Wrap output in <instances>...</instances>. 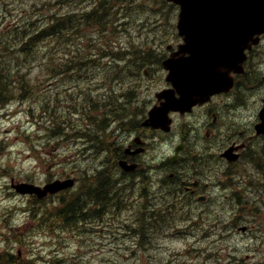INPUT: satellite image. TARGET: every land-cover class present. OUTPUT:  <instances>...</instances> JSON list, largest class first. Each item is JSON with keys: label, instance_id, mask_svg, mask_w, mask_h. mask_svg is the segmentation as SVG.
<instances>
[{"label": "rangeland", "instance_id": "374dc122", "mask_svg": "<svg viewBox=\"0 0 264 264\" xmlns=\"http://www.w3.org/2000/svg\"><path fill=\"white\" fill-rule=\"evenodd\" d=\"M84 1L70 0L76 5L83 4ZM134 1L136 4L128 8L127 17L133 12L137 15L147 12L150 13V16L138 26V36L141 37L140 45H133L128 50L144 48L146 51H150L153 46H156L163 52L165 47L173 42L172 21L170 23L173 10L163 4L162 0ZM55 2L65 4L66 0H55ZM36 11H40V9ZM22 18L25 17L21 16L19 19H15L11 14L0 17V33L9 32V26L20 22ZM129 27H135L134 19H126V25L120 27V32L113 36L102 35L94 28L88 30L87 40L81 44L79 57L93 60L91 63L93 67H89L88 72H79L77 80L69 82L67 85L61 83L59 90H57L58 95L55 96V102L51 105L53 107L52 112L61 111L64 106L65 113L71 115L77 109V118L67 124V126L77 125V137H74L69 130L65 131L66 128H63V119L60 116H53L54 121L59 119L57 122L59 126L50 123L52 117H46L42 120L38 116L34 118L35 109L25 105L24 101L11 114L15 115L18 111H26L28 121L25 123L42 122L40 127L44 128L45 135L49 140L55 141L52 145L53 152L58 147L74 148L77 143H80L86 145L79 150L80 156L94 160L106 147L111 148L115 141L112 139L111 133L106 134L105 130L109 127L110 119H112V111H117L125 117L140 111L134 105L139 88L136 80L152 81L154 82L152 84L154 89L155 82L161 81L159 75L152 72L153 69L149 72L150 76H146V78H142V72H138L135 77L128 80H112L106 76L112 72L108 70V62L105 61V58L111 57L107 56V52H102V46L114 45V41L121 33H128ZM111 30H113L112 27ZM93 33L98 34L95 41L92 39ZM121 43H128V41H121ZM256 58L264 59V43L254 51L252 60ZM147 65H151V63H147ZM35 72L36 70L30 74L35 76ZM97 77H101V79H97ZM73 85H77V97L74 96L67 104L66 93L74 90ZM124 91L126 93L130 91L131 94L123 100H120L119 96H115H122ZM157 91L155 90L154 94ZM84 97H89L93 104L85 102ZM97 102L98 104H96ZM44 111L45 109L41 113ZM4 115L7 116L8 114ZM95 120L97 122L102 121L100 129L95 124ZM4 131H10V129ZM60 131L63 133L56 134ZM2 139L3 137L0 136V140ZM92 147L94 148L93 151ZM44 151L46 154L49 152L47 148ZM3 163L4 161L0 157V171L3 170ZM62 163L71 164L72 169L68 173H62L60 178L56 180L74 179L75 186L73 189L77 190V194L83 192L84 182H90V176L86 172L83 175L79 174L77 165L71 156H65ZM203 163L205 164L204 161ZM141 170H143L142 167ZM142 173L144 175V172ZM51 175H56V173L53 172ZM108 176L111 177L109 174ZM123 177L121 175L118 181L126 187L118 186L113 191L116 192L118 188V192L123 193V199L119 200L121 196L117 197L116 200H113V197L110 198V201L106 203L108 206L105 209L106 215L101 218L93 217L94 212L89 211L88 214L84 215L82 221L73 227L62 228L61 221L55 219L53 215L56 209L61 206V201H67L75 194V191L71 189L58 196L48 198L42 206L33 203L31 216L23 231H9L5 234L4 228L7 221L0 219V238L8 242H17L16 251L12 253L19 254L17 257L19 264H31V261L26 260H32L34 264H37V261L40 264H248L252 259L247 255H234V253L239 252V248L228 242L235 241L237 236H240L241 240L249 237L257 238L256 231L262 226L261 221L248 219L250 216L260 213V208H252L248 202L254 198L255 191L247 199L241 192L237 191L238 196H233L232 200V198H223L225 193L220 192V190L219 192L215 190L212 192V188H210L212 194L207 200L206 206L203 207L202 204L197 203L192 208L182 204L180 200L177 201V198L173 199L172 196H167L173 189V185L165 176H162L158 181L160 187L155 192L151 191L150 178L147 176L143 182L142 178L139 180L134 177L133 180L126 177L129 179L128 184L122 181ZM212 186L216 187L217 184ZM55 200H59V204L50 203ZM232 206L233 211L231 210ZM167 208H171L174 214H168L171 218H168L165 227L158 228L155 226L154 229H149V226L142 234L136 231L138 228L136 221L143 225L160 210ZM44 210L47 211V219L41 221L42 217L37 216V212ZM111 212L113 214L107 215ZM2 217L3 209L0 208V218ZM213 223L215 228L211 231ZM242 226L248 228L246 234L238 230ZM33 236H47L48 239L41 242L30 238ZM141 240L142 243H140ZM73 244L76 245L74 249ZM3 250L6 249L0 247V251ZM32 255L35 256L34 259L30 258Z\"/></svg>", "mask_w": 264, "mask_h": 264}, {"label": "clouds", "instance_id": "9594fccd", "mask_svg": "<svg viewBox=\"0 0 264 264\" xmlns=\"http://www.w3.org/2000/svg\"><path fill=\"white\" fill-rule=\"evenodd\" d=\"M94 6L95 4L91 0H85V3L79 6L71 2L57 4L55 0H0V17L11 14L15 19L23 16L27 19L40 20L46 24L49 22V17L64 19L79 16L90 12ZM37 9L40 11H36ZM149 16L150 13L147 12L140 15L133 12L130 16L124 17L127 20L134 19L135 27H129L128 33H121L114 41L116 51H126L133 45H140L141 37L138 36V26L143 24ZM97 36V33L92 34L93 41L97 39ZM251 40L242 49L241 60L238 64L239 70L221 69L222 72H227L230 81V73L241 71L244 50L249 46ZM121 41H128V43H121ZM19 47L20 44L16 42L14 33H0V68L10 72L13 78L18 73L28 70L15 63L14 58L18 54L16 49ZM5 49L7 50L5 51ZM184 56L187 58L189 54L185 53ZM111 60L112 58H105L106 62ZM114 62L121 63L118 60ZM123 63H126V60ZM97 79H101V77H97ZM247 79L252 86L242 85L235 94L229 91L231 85L226 90L216 91L226 94L229 105L226 114L221 117L224 121L222 128L218 131L214 143L208 144L203 139L195 141L191 153L198 159L207 162L206 166L201 169L203 172L201 179L204 184L215 185L218 180L231 179L232 184L226 189L225 194L236 190L240 191L245 199L255 191L254 198L248 202L250 207L260 208V213L254 214L248 219L261 221L262 226L256 231L257 238L249 237L241 240L240 236H237L235 241L228 243L239 248V252L234 255H247L252 258L248 264H264V131L260 130L264 128V118L261 117V114L264 113V59L256 58L252 61ZM136 83L139 88L134 105L140 111L127 117L120 116L111 119L105 133H111L115 143L111 148L106 147L102 150L94 160L80 156L79 150L86 147L80 143H77L74 148L66 149L61 146L53 152L52 145L55 141L49 140L45 135L44 128L40 127L42 122L25 123L28 121L26 111H18L15 115L11 114L15 108L20 107L21 101L13 100L0 107V136L3 137L0 140V157L4 161L3 170L0 171V208L3 209V217L0 219L7 221L4 228L5 234L9 231H23L31 216L34 190L25 187L26 185L43 190L51 181L59 179L62 173L71 171V164L62 163L65 156L72 157L73 162L77 165V171L81 175L86 172L88 176H95L99 171L108 169V174L112 179L118 181L123 168L119 164H113V160L116 158L115 150L123 152L138 145L143 150H138L136 155L144 175L150 178L151 191L155 192L160 187L158 181L163 176V169L160 166L175 156L180 150V146L186 143L184 126L180 125L179 121H176L177 131H169V125L173 123L169 119V113L182 111L186 108L190 110L191 105L203 103L214 92L209 93L203 100L187 106L180 103L182 101L180 92L181 98L179 100L172 99L174 103H170L169 97L166 95L159 97L161 101L166 100L167 103L152 112V121L149 123L153 129H163V131L143 137L144 144L140 145V140L137 139L140 135L139 126L136 123L137 117L140 112L153 106L156 100L154 91L162 88L164 83L162 80L155 82V89L152 87L154 83L152 81L145 82L137 79ZM23 103L31 106L37 112L40 111L39 102L33 104L31 101H24ZM208 118V112L205 111L195 127L199 128L205 124ZM8 129L10 131H4ZM235 144H244L245 147L243 155L239 157L240 167L232 170L230 162L237 160V157L233 156L228 149ZM45 148L49 150L47 154L44 151ZM224 153L227 154L223 155ZM208 166H211V171ZM53 172L56 175H51ZM73 190L75 191V189ZM215 191L219 192V188L217 187ZM44 195L46 196L47 193ZM50 203L59 204V200ZM30 238L41 242L48 239L47 236ZM0 247L15 252L17 242H8L0 238ZM75 247L76 245L73 244V249ZM30 258L34 259L35 256L32 255ZM37 264L40 262L37 261Z\"/></svg>", "mask_w": 264, "mask_h": 264}, {"label": "water", "instance_id": "95a60500", "mask_svg": "<svg viewBox=\"0 0 264 264\" xmlns=\"http://www.w3.org/2000/svg\"><path fill=\"white\" fill-rule=\"evenodd\" d=\"M167 1L180 7L177 30L184 44L164 62L165 69L169 70L166 80L171 82L173 89L161 92L157 98L166 95L170 103H174L172 99L179 100L182 97L180 103L187 106L203 100L209 93L214 92L211 94L213 95L218 93L216 91L232 86L231 76L230 81L227 72H222L221 69L239 70L243 47L247 46V42L252 38L245 49L250 50L252 45L257 44L258 36L264 33V0ZM185 53L189 54L187 58ZM164 103L167 101L161 102L159 107H154L149 112L145 125H150L152 112L163 107ZM188 110L186 108L179 112ZM261 117L264 118V113ZM260 130L264 131V128ZM73 183V180L55 181L43 190L32 185L25 187L32 188L38 198H43L45 193L54 194L72 187Z\"/></svg>", "mask_w": 264, "mask_h": 264}, {"label": "trees", "instance_id": "16d2710c", "mask_svg": "<svg viewBox=\"0 0 264 264\" xmlns=\"http://www.w3.org/2000/svg\"><path fill=\"white\" fill-rule=\"evenodd\" d=\"M125 1L130 0H96L92 2L95 4L92 10L90 12L83 13L82 15L64 19H57L54 16L49 17V22H47L46 24L44 22H41L40 27H38V22L35 21L32 24L31 29L20 27V20V22L14 23V25L11 24L9 26V30H11L10 33L15 34V40L20 44L19 48H21L22 50H29L33 47L34 49H36L39 44H42L44 46L46 45L42 50V54L46 55L45 59H42L44 63L42 64L41 69H43L44 71L45 68L49 66L47 67L49 78H53L54 80L57 79L60 81L65 80L73 82L77 80V75L79 72H88L90 69L89 67H93V64L91 65L93 60L79 57L81 52L80 49L82 48L81 44L84 40H87L84 33L92 28H96L100 30L101 33H104L107 31V28L108 26H110V24L115 29L116 26L114 25L113 21L115 20V11H118L117 9L119 4L121 2L125 3ZM69 2L70 0H66V3ZM78 35L83 36H80V38H78ZM35 53L37 52H35L34 50V54ZM124 54V52L119 51L110 52L113 63L111 64L112 74L106 75L109 79L123 80V76L121 74L123 70L127 73L131 72L132 70L139 71V69L145 67L146 63L150 60L152 63L156 62V59L151 51L142 54L135 52L133 55V57H135V61L128 65H125L124 63L114 62L116 60L122 61ZM33 58H35L34 55ZM2 78L3 92L0 95L1 100L2 97L4 98L5 95H8V86L4 81H7V79H10L11 77ZM72 88L77 89V85H73ZM74 94L75 92L73 93V95ZM90 101L93 104V101ZM96 104H98V102ZM62 118L63 128H66L65 130L70 129L72 131H76L75 133H77V125L67 126V124L69 123V119L64 116ZM95 124H98V122H95ZM95 180L96 184L90 190V199H93L95 201H102L106 196L109 195V192L110 194L113 193L114 188L113 184L110 181L111 177L106 173H99ZM61 204L62 205L58 209H56L54 214L57 219L63 222V228L72 226L75 222H77V218L79 215L78 213L80 206L77 205V194L73 198H70L68 201H62ZM137 226L138 228L136 229V231L141 234L144 233V231L147 229V227H144L142 224H138Z\"/></svg>", "mask_w": 264, "mask_h": 264}, {"label": "flooded vegetation", "instance_id": "af4514ba", "mask_svg": "<svg viewBox=\"0 0 264 264\" xmlns=\"http://www.w3.org/2000/svg\"><path fill=\"white\" fill-rule=\"evenodd\" d=\"M246 70H247V65H245V71ZM247 74H248V72H246L243 76L245 78H247ZM236 81H237V78H236ZM230 92L235 94V93H237V90L235 88L234 90H232ZM222 98H226V94L217 96L208 105H205V106H202V107H195L193 109V111H192V112H194V110L196 109V115L200 116V118L202 117V113L207 111L208 112V116L211 117V121L208 120L205 123L206 130H207L206 131V135H209L211 133V131L214 128H216L217 123L219 121V116L221 115V117H222L227 112V109L229 107L228 101H227V99H222ZM226 106H228V107L226 109H223ZM175 115H179V114H174L173 116H175ZM223 122L224 121L221 119V123H223ZM244 147H245L244 144H235V145L230 146V148L235 149L234 154H236L239 157L243 155ZM191 148H192V146H189L186 149H184L182 147L181 152L178 154V156H182L183 154H185V158H184L185 160L189 159V158L194 159V155H192V153H191ZM133 150H135L134 146L130 150H128L126 153L124 152V155H125V158H126V159H124L125 161L127 160L128 162H133V161L137 162V155L135 154V152ZM186 184H188V183L186 182ZM195 186H196V188H188V186H185V190H190V191H186V192H188L190 195H192L191 197L197 198L198 195L195 194L196 193L195 189L198 190L199 186L197 184H194V187Z\"/></svg>", "mask_w": 264, "mask_h": 264}, {"label": "bare ground", "instance_id": "6f19581e", "mask_svg": "<svg viewBox=\"0 0 264 264\" xmlns=\"http://www.w3.org/2000/svg\"><path fill=\"white\" fill-rule=\"evenodd\" d=\"M83 1V0H82ZM78 2V1H77ZM85 2V1H84ZM81 4V3H80ZM77 6H79V5H77ZM70 28V27H69ZM24 36V35H23ZM75 36V35H74ZM26 37V36H25ZM68 39V38H67ZM74 41H75V39H74ZM86 41V40H85ZM30 42V41H29ZM41 42V41H40ZM66 42V41H65ZM38 43V42H37ZM64 43V42H63ZM33 44V43H32ZM35 44V43H34ZM66 44V43H65ZM74 44V43H73ZM46 46V45H45ZM44 46V47H45ZM66 50V49H65ZM53 51V50H52ZM58 59V58H57ZM78 59V58H77ZM55 70V69H54ZM58 73V72H57ZM122 181L124 182V183H127L128 184V182H129V179L128 178H126V177H123L122 178ZM116 184V185H115ZM120 184V185H119ZM126 184V185H127ZM118 186H121L122 188H124V187H126V186H123V185H121V183L118 181V182H116V183H114V185H113V188L115 189L116 187H118ZM121 188V189H122ZM121 189H119V190H121ZM117 190H118V188H117ZM104 192V191H103ZM106 194V193H105ZM108 212V211H107ZM103 219V218H102ZM98 223V222H97Z\"/></svg>", "mask_w": 264, "mask_h": 264}]
</instances>
